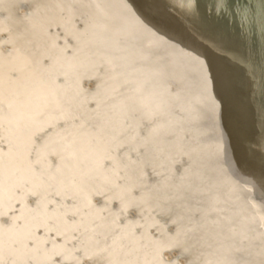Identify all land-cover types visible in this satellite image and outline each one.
I'll return each mask as SVG.
<instances>
[{
    "label": "bare ground",
    "instance_id": "obj_1",
    "mask_svg": "<svg viewBox=\"0 0 264 264\" xmlns=\"http://www.w3.org/2000/svg\"><path fill=\"white\" fill-rule=\"evenodd\" d=\"M123 1L21 0L19 2V0H0V74L9 64L12 65V61L18 54L21 53L25 57L30 48L43 47L36 56H32L33 61H31L30 67L26 68L29 71L24 74V77L27 78L22 80L20 85L12 88L9 95L6 96V105L9 110L5 111L8 113L4 116L6 120L0 121V141L16 146L15 153L0 154V157L7 162V166L4 165L3 170L11 172V176L15 178L14 182L17 180L16 185L8 182L7 186L5 185L3 188L0 186V262L6 259L9 264H49L50 262L54 264L59 261L50 258L54 255L67 258L66 252L70 256L68 258L69 264H86L83 260L77 261V259L84 258L88 253L86 251L87 246L83 244V241L87 236L95 237L96 226L90 224L89 228H84V232L81 234L83 239L77 242L82 231H80V227L75 225L79 216L77 212L71 211L72 203L61 202L62 194L60 192L48 191L46 192L47 195H43L46 198H39L37 195L39 193L36 194L30 187L34 183L36 168H39L36 161L40 160L41 157L46 160V165L42 169L47 170L51 167V170L45 173L48 176H55L53 171L60 169L61 163L66 168L71 167V164H65L70 158L66 157L60 160L59 151H55L53 154L55 147L66 151L67 154L71 152L73 159L80 162L81 169L78 166L75 167L78 169V177L73 183L82 185L88 194L95 193L94 190L101 185L102 170L105 173L109 171L110 174L118 176L121 172L119 168L133 163L136 174V168L143 167V164H149V160L158 163L163 158L162 154L168 150L176 149L177 153L189 150L190 152L196 151L200 156L209 155L206 160L212 157L211 167H214L217 159L221 157L218 160V165L220 170L223 168L224 172L219 173L218 179L215 177L216 182H212L214 175L210 164L208 165L202 160L198 163L197 168L203 172V175L198 176V173L193 175L190 172L191 178L193 176L194 180L201 181L202 187L212 190L215 189L214 187L218 188L217 182L220 179L224 183L220 186H224L220 190V206H229L230 200L240 193H242L241 196L249 199L250 201L247 202L241 198L234 199L239 208L248 207L247 212H244V209L237 212L238 220H241L239 222L245 221L244 223L250 225L246 220L253 217L254 210L259 211L260 204L253 202V200H260L254 199L248 194L255 191L247 187L250 184L246 182L235 185L233 182L230 183L232 165L229 158L236 148L239 149L240 141H245L248 146L254 141L255 144H262L263 147L255 146L250 151V156L241 161L242 167L246 172L251 173L250 168H248L250 163L254 164L256 161L264 159V141H262L264 139V127L257 126L254 120L261 122V110L254 111L252 108L251 112L244 111L248 105L249 97L253 94L252 88L241 73L233 72L228 75L231 67L222 59L231 58L234 56L232 54L237 52V54H246L249 63L255 62L254 57L260 58L258 67L264 68V31L258 27L264 24V0H182L180 3L175 0L160 1L159 7L163 9L155 10L157 17L154 21L146 25L141 19L129 16L130 21H127L130 23L125 26L126 32H122L123 27L120 25L117 28L112 23L117 18L118 21H122L121 16L129 11L126 6L134 2V0H129L128 4ZM121 7L126 11L122 10ZM192 7L195 9L186 12L187 8ZM163 10L164 12H161ZM176 10H181L182 14L172 20L168 18L167 20L166 17ZM138 21H140V25L136 23ZM254 26L256 28H253ZM52 28L59 31V35H66L68 39H71L73 47H63L61 51L60 48L53 46L51 41H54L49 38L46 32L52 31ZM29 36L33 39L26 42ZM247 36L250 41L245 38ZM86 46H92L99 52L101 57L98 58V62L111 68L107 69L111 73H109V78L113 80L110 81V87L105 89L104 93L95 84L85 85L86 90L92 93L91 96L86 95L87 97L80 94L77 82L80 81L79 78L83 73L88 76L91 73L97 75L98 68L94 66V58L89 55L93 53L86 51ZM67 49L70 52L66 53ZM208 65H212L214 69L212 75L208 73L206 68ZM166 66H171L173 70L169 77H163L162 74ZM191 72L196 78L192 86L190 83H186V78ZM258 73L262 75L264 71H258ZM68 74L71 75V81L65 79L64 83H60L59 81L63 80V77H67ZM261 79L264 81V77ZM15 80L17 81L16 78ZM94 81L109 86L104 77L97 76ZM259 83L261 82H258V86L261 87ZM168 84L174 86L172 90ZM126 87L130 90L128 91L130 97L127 96L126 91L121 90ZM262 87L264 91V86ZM198 94L205 95L202 99L199 98L201 104H207L204 97L208 94H218L224 98H230L232 105L237 107L236 110L230 112L231 116L228 117L224 135L219 133V142L209 140L213 130L211 128V131L207 132L206 126L202 124L205 107L199 105L196 99ZM257 95L259 96L257 99H259L261 94ZM68 96L90 104L91 108L88 109L91 110L85 111L84 103L75 106L71 105L69 101L64 102ZM32 99H35L34 104H39V99H42L41 102L44 105H48L54 110H57L60 104V110L66 115L72 109L73 111L77 110L76 108L81 109H78L77 115H74L76 121H69L67 125L62 124L61 130L52 136L54 140L58 141H55L56 143L52 146L48 141L49 139H46L45 142L37 140L35 131L29 133V136L25 138L26 141L31 140L32 143L39 144L38 148L50 145L49 148L45 147L49 150H42L41 148L33 154L34 157L22 158L24 154H28H17L23 153L17 152L18 141L21 142L22 140L21 137H18L22 133V128L17 124L27 122L24 118L26 113L20 108L25 107L22 104ZM105 99L109 102L105 103ZM160 102H163L165 109L176 107L174 111L182 116V121L188 128L185 130L182 122L167 118L153 123L149 129L141 125L143 133L138 136L140 139L136 135H132V127L129 132L130 136L125 135L129 126L126 116L128 113L136 116L142 115L145 109L156 107V104ZM253 105L255 106V103ZM246 108L250 109V107ZM27 110L30 115L31 109L27 108ZM43 121V123L51 125L49 119H43ZM203 122L205 123V121ZM27 123L30 125L29 122ZM31 124V126L37 127L34 123ZM118 128H121L122 131L118 132ZM199 129L208 134L203 137L198 136L196 139L193 138L198 134L197 130ZM181 132L185 134L186 139L178 136ZM202 134L204 133L200 135ZM100 135L104 137L103 140L107 143L115 146L121 145L123 152L117 154L116 148L114 152L113 150H106L100 143H95L94 139L99 138ZM128 139L130 141L134 139L141 143L143 154L132 157L133 151L127 148L129 147L126 143ZM78 149H82V151L80 150L78 153ZM103 154L107 157L105 158L106 163L101 160ZM88 156L90 159L87 161L86 157ZM20 159L28 160L29 164L19 163L16 165L15 169L19 172L15 177L13 174L14 163ZM186 164L187 166L183 171L176 170L174 175L175 177L180 176L178 182L183 185L187 184L181 177L188 167L187 162ZM191 166L194 165L191 164ZM217 166L214 167V171H216ZM27 169L28 171H26ZM263 169L262 171H264ZM60 171L64 170L61 169ZM142 175L146 176L149 181L151 179L158 181L161 180L159 177H165L163 171L155 165ZM211 176L213 177L205 179ZM262 177V181H264V174ZM227 179L229 181H226ZM205 182L208 184L212 182V184L207 186ZM56 184H58L57 179L51 186L58 187ZM40 205H42L41 208ZM72 205L74 206V204ZM18 210L20 211L18 212ZM170 213L172 214V211ZM186 215L187 213L183 212L181 217H172L183 223L187 221L184 219ZM29 218L30 221L34 219L35 223H44L45 229H51L50 232L48 231L50 236L45 235L51 249L41 248L44 242L38 244L35 240L37 238H33L29 230L27 231ZM82 222L84 221L82 220ZM188 222H190L189 219ZM66 225L73 227V231L66 237L54 231L56 226L65 228ZM205 225L208 224L192 225L187 223L178 225V236L175 241H181L179 253L183 254L184 251L193 249L194 234L201 226ZM97 226L99 227V225ZM99 231L100 228L98 233ZM227 232L232 236L239 235L240 240H247L249 234L255 231L238 229L237 232H233L231 229ZM159 234L158 232V237ZM186 234L192 237L183 239ZM202 240H199L200 244H202ZM139 241L144 243L148 249L157 244V241L147 238L139 239ZM136 243L137 241L134 242V244ZM91 245L92 243H90ZM236 246V249L230 246L218 249L219 251L225 249L228 254L226 261L220 264H248L243 262L239 256V258L236 257L237 254L241 255L240 253H242V242H236ZM31 248H39L43 254L35 255L37 259H33V262L27 260L26 255V253H31ZM200 248L202 249V245ZM256 250L261 251L260 249ZM51 252L53 253L52 256L50 255ZM259 253L254 254L260 255ZM166 257L171 258L172 256L166 255ZM197 260L195 257H188L187 260L177 264H203L202 260L200 262ZM107 264L110 263L107 262Z\"/></svg>",
    "mask_w": 264,
    "mask_h": 264
},
{
    "label": "water",
    "instance_id": "obj_2",
    "mask_svg": "<svg viewBox=\"0 0 264 264\" xmlns=\"http://www.w3.org/2000/svg\"><path fill=\"white\" fill-rule=\"evenodd\" d=\"M124 1L129 4V0ZM160 1L165 0H134L131 5L129 4V6H126L129 11H126L123 7H121L122 10L126 11L124 16H121L122 21H118L117 18L114 19L112 23H114L115 27L117 28L118 25H120V27H123L122 32H126L125 26L130 23V20L128 18L129 16H132L133 18L135 16L137 19H141L142 22L147 25L148 23L154 21L157 17V13L155 12V10L159 11V9H163L159 7ZM175 1L180 3V1L182 0ZM19 2H21V0H19ZM193 9L195 8H187L186 12H189ZM161 12H164V10ZM181 12V10H176L170 13V16L168 15L166 19L168 18L172 20L173 18L180 16L182 14ZM132 23L134 24V22ZM136 23L140 25V21ZM258 27L261 31H264V24ZM253 28L256 27L254 26ZM46 32L49 38L54 41H51L53 46L60 48L61 51L63 47H73V42L71 41V39H68L66 35H59V31L54 30V28H52V31ZM245 38L250 41V38L248 36ZM30 39L31 38L29 36L26 39V42ZM41 48L43 47L30 48L27 52L28 55L25 57H23L24 55H22L21 53L20 55L18 54L14 58V61H12V65L9 64V66L5 67L4 71L1 72L0 121L6 120L4 116L8 113L5 111L9 110L6 105V96L9 95V92H11L10 90L12 88L20 85V82L27 78L24 77V74L29 71L26 70V68L30 67L29 65L31 61H33L32 56H36V54L41 51ZM86 49V51L93 53L92 55H89L90 57L94 58L93 63L95 64L94 66L98 68V74L96 75L94 73H91L88 76L83 73V75L79 78L80 81L77 82L80 94L83 96L92 95V93L88 92L85 87V85H88L89 83L95 84V86L104 93L105 89L110 87V81H113L111 78H109L110 72L108 71V69L111 68L98 62V58H100L101 56H99V52L93 49L92 46H86ZM68 51L70 52V50L67 49L66 53H68ZM232 55L234 56H232L231 58L222 59L229 67H231L232 71L229 70L228 75L232 74L233 72H239L245 76V79H247L249 86L252 88L253 94L247 101L248 105L246 107H250V109H247L245 107L244 111L251 112L252 108L254 109V111L261 110V122H258L256 119L254 120L257 126L264 127V108L262 109V107L264 106V91L262 87L264 86V81L261 79L262 77H264V74L261 73L262 75H260L258 73V71H264L263 67H258L261 60L258 57H254L255 62L249 63L247 61L246 54H237V52H235ZM206 68L208 70V73L212 75L214 70L212 68V65H208ZM172 71L173 70L171 66H166L164 68V72L162 73L163 77H169L170 74H172ZM193 74L194 73L192 72L189 73L188 77L186 78V83H190L191 86L196 80V78L193 77ZM97 76L104 77V80L109 83V86H106L107 84L104 86L102 84H98V82L96 83L97 80H94ZM15 78L17 79V81L15 80ZM63 78V80L59 81L60 83H64L65 79H68L69 81H71L72 79L70 74H68L67 77ZM258 82H261L259 83V85L261 84V87L258 86ZM168 85L172 87V90L174 86L172 84ZM121 90L126 91L128 97L131 96L128 92L130 91L129 88L126 87L122 88ZM255 91L257 92V94H261V97L259 99H257L259 96ZM203 96L198 94L196 98L199 102V105L205 107L202 116V120L205 121V123L202 121V124L206 126L207 132H210L211 128L213 130V134L209 138V140L212 142H219V133L220 135H224V129L227 125L228 117L231 116L230 112L236 110L237 107L234 104L232 105V100L230 98H224V96L218 94H208V96L204 97L207 104H201V99L203 98ZM34 100L35 99H32L29 102L22 104L25 105V107H27L28 109H31L32 112L30 115L27 113V108H20L26 113V116H24V118L26 119L25 121L30 123V125L27 122H19L17 124V126L22 128V133L20 134V136L15 135L21 137L20 139H22L21 142L18 141L17 152H23L17 154H28H24L22 158L31 157L42 148V146L38 148L39 144L35 142L32 143L31 140L26 141L25 138L26 136H29V133L35 131V138L37 140L45 142L46 139H49L48 141H50V144L52 146L56 142H58L54 140L52 136L61 130V126L67 125V122L76 121L77 119L74 118V115H77L78 109H81L76 108L77 110L74 111L72 109L66 115L60 110V104L58 106V109L54 110L53 108H50V106L44 105L43 102H41L43 101L42 99H39V104H34ZM68 101L71 105L75 106L79 105V103H84L85 111L88 112L89 110H91L88 109L91 108L90 104L84 101H79L69 96L67 97V100H64V102ZM108 102L109 101L105 99V103ZM254 103L255 106L253 105ZM164 106L165 105H163V102H160L156 104V107L145 109L144 113L138 116L128 113L129 115L127 114L126 116L128 122L127 124H129V126L127 131H125V135L128 137L130 136L129 132L132 127V135H136L138 138V136H141L143 133V128H141V125H144L149 129V127L153 123L167 118H171L175 121L178 120L180 123L182 122L186 130L188 126L182 121V116L174 111L176 107L165 109ZM43 119H49L51 125L43 123ZM31 123H34L37 127L31 126ZM120 131H122V129L118 128V132ZM197 132L198 134L193 137L195 139L198 136L203 137L204 135L208 134L202 129L197 130ZM201 133L204 134L200 135ZM178 136L182 139H186L184 137L185 134L182 132L179 133ZM98 137L99 138L94 139V142L102 144L106 150L114 151V149L116 148L117 154H121L123 152V148L121 145L115 146L114 144L104 141V137H102L101 135ZM262 141H264V139ZM126 143L129 145V147H127L126 145L125 146L133 151L132 157L143 154V151L141 150V143H139L137 140L132 139L130 141L128 139ZM49 146L50 145L44 146L42 150H47L46 148H49ZM255 146H261V148L263 147L262 144H255L254 141L251 142L250 146H248L245 141H240L239 149L235 147L236 150L230 154L231 157L229 158L230 164L232 165V169H230V183L233 182L234 185L241 184L242 182L250 184L247 185V187L250 189H254L255 191L248 193L249 196L253 197L254 199L257 198L260 200H253V202L260 204V208L259 211L254 210L253 217L251 219L246 220V222L248 221L250 225L244 223L245 221L239 222L241 220H238L237 212L243 209L244 212H247L246 210L248 209V207L244 208V206H242V209L239 208V206L234 202V199L241 198L244 202L250 201L249 199L241 196L242 193L232 198L229 202L231 203L229 206H220V190L224 188V186L220 187L222 184H224L220 179L217 182L218 188L214 187L215 189L212 190L202 187L200 185L201 181L194 180L193 176L191 178L190 172L193 173V175H197V173L198 176L203 175V172L197 168L200 160H202L204 163H208V165L210 164V167L213 162L212 157L209 160H206L209 155L200 156L196 151L190 152L189 150H184L180 153H177L176 149L168 150L162 154L163 158H161L158 163H154L149 160V164H143V167L136 168V174L133 163L126 164L122 168H119L121 172L118 174V176L110 174L109 171L105 173V171L102 170L101 174L103 180L99 178L101 185L97 187L96 190H94L95 193L88 194V192L85 191L82 185H80L79 183H73V181H76L78 177V169L75 167H80V162L76 159H73L74 157L71 152H68L67 154L66 151L60 150L54 146L55 148L53 150V154L55 153V151H59V154H61L60 160L63 158L65 159L66 157L70 158V161L67 160L65 164H71V167L66 168V166L61 163L60 169L53 171L55 173V176H48L45 173H47L48 170H51V167H49L47 170H43L42 167L46 165V160L41 157L40 160L36 161V164L39 168H36L34 183H32V186L30 187L33 188L32 191H34L36 194L39 193L37 194L39 198L43 199L45 197L43 195H47L46 192L48 191H53L55 193L60 192V194H62V197L60 198L61 202L74 204V206L71 204L72 208L70 209L72 212H77L79 218L76 221L77 223L75 225L80 227V231H82L79 234V239L77 242H80L79 240L83 239V235L81 234H83L84 228H89L90 224L96 226L94 230L95 237L93 238L92 236H87L83 241V244H86L87 246L86 251H88V253L86 254V256H84V258L80 257L81 259H77V261L83 260L86 264H107V262L110 264H177L180 261L187 260L188 257L197 258V262H200L202 260L203 264H220L226 261L228 254L227 252H225V249H221L220 251L218 249L220 247L225 248L228 246L236 249V242L238 241L242 242L243 250L240 249L242 253L239 252L241 255L237 254L236 257L239 256L243 262H246L248 264H264V181H262V174H264V171H262V169L264 168V159L258 160L254 164L250 163V166H248V168H250L251 173L246 172L241 164V161L244 160L245 157L250 156V151L253 150ZM78 148H80V145H78ZM80 150L82 151V149H78V153H80ZM15 151L16 146L9 145L4 141H0V154L9 155L15 153ZM79 157L81 158V156ZM53 158L55 159V157ZM105 158L107 157L103 154V158L101 160L104 163H106ZM220 158L217 159L215 166L218 165V160ZM86 159L88 161L90 159V156L86 157ZM98 160L100 161L99 157ZM186 162L188 163V167L181 175V177L184 178L187 184L183 185L178 182V178H180V176L175 177L174 175L176 173V170L180 172L184 170L185 166H187ZM19 163H24L25 165L29 164L28 160H17L14 163L13 171L15 177L19 172L15 169V167ZM191 164L194 166H191ZM4 165L7 166V162L4 158L0 157V179L4 180H0L1 188H3L8 182L9 184L16 185L17 180L16 182H14L15 178L11 176V172L3 170ZM154 165L163 171L165 177H159L161 180L158 181H154L152 179L149 181L148 178H146V176L142 174H144V172H147L148 169ZM214 167H211L214 175L213 181L211 180L212 182H216L215 177H217L218 179L219 173L222 174L224 172L223 168H221L220 170L219 165L216 167V171H214ZM61 169L64 171H60ZM26 171H28V169ZM107 174L109 175L107 176ZM212 177L213 176L206 177L205 179L207 180ZM55 179H57L58 184L56 185L58 187L51 186L52 184H54ZM229 179H227L226 181H229ZM212 182H210L209 184L206 182L205 183L207 186H211ZM232 195L235 196L234 193H232ZM97 201L98 204H96ZM230 206L232 208H229ZM41 207L42 205H40V208ZM20 210L23 211V209ZM20 210H18V212ZM171 211L172 214L170 213ZM183 212L187 213V215L184 216V219H186L187 221H184L183 223L178 222L175 217H172H181ZM67 216L70 217V215ZM188 219L190 220V222H188ZM82 220L84 222H82ZM60 222L61 220L59 221V223ZM28 223L29 229H27V231L29 230V233L33 235V238H37L35 239L37 240V243L42 244L41 242H44L41 248L45 250L51 249L48 246V239L45 236L49 235L51 229H45V227H43L44 223H35L34 219L33 221H30L29 218ZM187 223H190L192 225L207 223L208 225L201 226L197 230V232H195L193 237V249L190 251H184L183 254H181L179 253V246L181 245V241L175 240L178 236V225ZM97 225H99V227ZM99 228L100 231L98 233ZM231 229L233 230V232H237L238 229L241 231H248L252 229L255 232L249 234V239L240 240L239 235L232 236V234H229L227 232ZM54 231L59 234L61 233L63 237H66L70 234L71 231H73V227L72 225H66L65 228H63L62 226H56L54 228ZM158 232L160 233L159 237ZM183 237V239H189V237L192 236H187L186 234ZM95 238H97V241H95ZM145 238L157 241V244L153 248L148 249L145 247L144 243L139 241V239L143 240ZM200 239H203L202 244H200L201 242H199ZM135 241H137L136 244H134ZM90 243H92L91 246ZM201 245L202 249L200 248ZM39 248H31V253H26V251H23V253H26L27 255V260L33 262V259H37L35 258V255H43L39 251ZM256 249H260L261 251ZM78 250L81 249L78 248ZM69 252H71V250H69ZM258 252H260L259 254L263 255V257H260V255L258 254H254ZM50 255L52 256L53 253L51 252ZM65 255L67 258L54 255V257H51L50 259L59 261L55 262L54 264H69L68 258H70V256L66 252ZM166 255L172 257L167 258ZM0 264L9 263L6 259H3L1 260ZM49 264L52 263L50 262Z\"/></svg>",
    "mask_w": 264,
    "mask_h": 264
}]
</instances>
